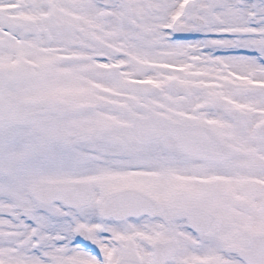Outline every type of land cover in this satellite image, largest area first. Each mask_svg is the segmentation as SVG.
<instances>
[{"label":"snow or ice","instance_id":"snow-or-ice-1","mask_svg":"<svg viewBox=\"0 0 264 264\" xmlns=\"http://www.w3.org/2000/svg\"><path fill=\"white\" fill-rule=\"evenodd\" d=\"M0 264H264V0H0Z\"/></svg>","mask_w":264,"mask_h":264}]
</instances>
